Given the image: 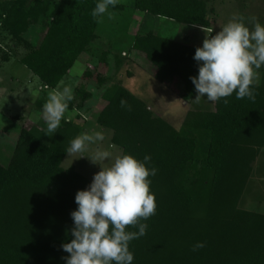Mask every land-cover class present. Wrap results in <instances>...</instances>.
I'll use <instances>...</instances> for the list:
<instances>
[{"label": "trees", "instance_id": "trees-1", "mask_svg": "<svg viewBox=\"0 0 264 264\" xmlns=\"http://www.w3.org/2000/svg\"><path fill=\"white\" fill-rule=\"evenodd\" d=\"M58 1L49 15L53 0H0V35L24 47L19 63L46 90L60 86L99 41L106 15L99 22L92 17L97 0ZM134 10L205 30L213 13L205 0H134ZM45 17L46 33L35 46L27 35ZM131 49L146 56L157 82L176 83L181 99L193 100L197 48L150 32L136 37ZM109 59L110 51L103 52L100 64L109 67ZM115 59L120 67V57ZM107 81L98 78L100 86ZM254 92L255 101L233 94L214 102L212 111H189L178 131L121 84L105 90L96 124L106 131L112 156L150 155L147 166L157 169L149 177L157 210L141 221L148 224L147 234L130 242L134 264H264V214L240 208L264 150V76ZM80 99L86 102L91 94ZM73 107L71 100L68 108ZM82 133L76 118H62L52 136L39 128L21 130L9 165L0 164V264H66L70 254L62 245L74 239L75 196L89 181L63 163L69 142ZM197 242L205 247L193 251Z\"/></svg>", "mask_w": 264, "mask_h": 264}, {"label": "rangeland", "instance_id": "rangeland-1", "mask_svg": "<svg viewBox=\"0 0 264 264\" xmlns=\"http://www.w3.org/2000/svg\"><path fill=\"white\" fill-rule=\"evenodd\" d=\"M53 1L49 15L54 13L59 2ZM205 1L209 10H213L209 16L211 27L207 30L147 16L134 10V0H118L117 4L124 9L110 10L112 15H105L99 28V41L78 60L72 72L59 86L61 89L69 86L73 93L74 110L67 108L63 118H76L85 133L100 131L105 136L106 131L96 124V119L105 105V90L116 84H121L143 100L156 117L164 119L178 131L182 130L189 111H212L213 103L204 98L199 102L183 101L176 83L162 85L157 82L154 79V68L146 61V56L131 49L136 37L150 32L195 48L202 47L206 38L216 35L233 17L244 18L250 29L253 27L250 22L253 17L264 25V0ZM47 22L48 18L45 17L42 24L30 30L27 38L33 45L41 43L47 30ZM109 51L110 66L105 67L100 64V58L103 52ZM25 54L24 47L15 45L6 34L0 35V164L5 167L10 163L22 129L39 128L48 136L53 135V132L47 130L42 118V107L51 90H46L39 79L19 63V59ZM116 56L120 57V67L116 64ZM263 76L264 66L259 70L256 85L261 84ZM100 77L108 79L103 86L98 84ZM84 92L91 94V99L86 102L80 99ZM196 95L195 92L193 99ZM78 116L80 119L77 120ZM97 147L113 153L104 140L90 145L84 153L67 156L63 168H77L90 185L94 175L102 170L101 166L108 167L115 159L112 156L111 161L102 162L100 166L87 157H81L91 156ZM240 208L264 214V150L254 164L253 175L240 202Z\"/></svg>", "mask_w": 264, "mask_h": 264}, {"label": "clouds", "instance_id": "clouds-1", "mask_svg": "<svg viewBox=\"0 0 264 264\" xmlns=\"http://www.w3.org/2000/svg\"><path fill=\"white\" fill-rule=\"evenodd\" d=\"M118 0H97L91 15L99 22L105 14L112 15ZM250 29L244 18L233 17L221 31L203 41L193 59L198 63V75L190 77L196 97L214 103L235 94L236 99L255 101L254 84L259 70L264 66V25L251 18ZM73 99L72 89H52L42 107V118L47 130L55 132L61 124L68 103ZM227 99L224 103L227 104ZM121 107L127 101L121 99ZM130 108V106H128ZM105 140L102 132L82 133L69 142L68 156L84 153L92 144ZM89 158L94 164L111 161L112 153L97 147ZM80 157V158H81ZM151 156L138 160L129 154L117 156L110 166L94 175L92 183L75 196L77 210L71 213L74 239L62 245L70 255L66 264H134L130 242L147 234V221L156 214L155 194L151 192L150 176L157 169L148 167ZM138 231H127V226ZM205 247L204 242L193 245V251Z\"/></svg>", "mask_w": 264, "mask_h": 264}]
</instances>
